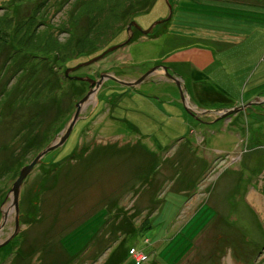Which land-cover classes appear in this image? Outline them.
I'll return each instance as SVG.
<instances>
[{"label": "rangeland", "instance_id": "obj_1", "mask_svg": "<svg viewBox=\"0 0 264 264\" xmlns=\"http://www.w3.org/2000/svg\"><path fill=\"white\" fill-rule=\"evenodd\" d=\"M179 3L0 0V223L22 169L102 81L66 143L26 177L20 231L0 248V264H264V26L249 24L242 37L257 30L258 38L221 41L212 78L207 71L188 77L181 61L175 73L158 61L171 38L186 40L167 34L183 32ZM101 8L118 22L86 50ZM133 23L153 31H135L129 41ZM158 65L176 84L161 81L152 71ZM213 81L228 90V104L205 108L204 101L192 113L180 85L197 94L201 83L215 90ZM214 110L232 113L206 115ZM12 211L0 243L15 232ZM183 233L194 235L187 248Z\"/></svg>", "mask_w": 264, "mask_h": 264}, {"label": "crops", "instance_id": "obj_2", "mask_svg": "<svg viewBox=\"0 0 264 264\" xmlns=\"http://www.w3.org/2000/svg\"><path fill=\"white\" fill-rule=\"evenodd\" d=\"M187 2L192 4L190 12L186 9L187 7H184V4ZM180 3H182L181 5L183 6H181ZM180 3L178 5L179 8L177 7V10L179 9L177 12V18L181 19L178 21L183 22V32H168L167 34L175 37H185L186 40H176L171 38L170 45L172 46V49H169L170 52L166 54V56L159 55L158 60H162V62L166 66H169V68L173 66L174 69H172V71L174 73L179 69L177 70L175 67L176 64L173 65V63L181 61L180 64H186V66H184V71L186 70V73L189 72V74H187L188 77H190V75L192 77L193 72L204 73V71H207L206 75L211 76L212 78V75L221 68V66H218V63H216V53H220L224 50L223 48L218 47L221 41L226 40V37H231L232 35L238 40V42H233V44L236 45L240 42H246L251 37H259L257 35V30H253L251 35L246 36L244 39L242 38L243 34H246L247 32L249 20L258 22L262 19L264 21V4L261 2L255 0H180ZM235 4H238L240 7H234L237 6ZM224 6L225 8H223ZM240 8L242 9V12ZM253 17L254 19H252ZM219 23L221 25L217 26ZM165 32L166 30H164L163 33ZM199 41L203 42V44H193L194 42ZM179 44H188V46L185 48H177ZM170 57L171 61L174 59L178 60L172 62L168 61L167 63L169 65H167L166 60ZM164 77L166 78V76ZM165 78L161 81L173 84L172 80L168 78L166 80ZM248 79L254 80V76H249ZM214 83L215 90L213 87L207 85L206 87H203L202 83L199 84L197 94H195L191 88L186 87L188 88L187 90L190 91L188 93L189 99L194 109L199 110L200 107H203L202 103L204 101L205 108L228 104L224 102L228 99V97H225V95L227 96L229 94L228 90L218 83ZM189 84L192 86V82H189ZM141 91V88L140 90H137L140 95H142ZM133 93H131L132 96H130V98L135 99L138 93ZM198 94L199 96H197ZM199 98H203V101ZM173 102V104H175L177 101L173 100Z\"/></svg>", "mask_w": 264, "mask_h": 264}, {"label": "water", "instance_id": "obj_3", "mask_svg": "<svg viewBox=\"0 0 264 264\" xmlns=\"http://www.w3.org/2000/svg\"><path fill=\"white\" fill-rule=\"evenodd\" d=\"M137 23H133L132 26L134 25L138 30H140L141 32H144L145 34H149L150 31H153V28H151V30H143L141 27H139L138 25H136ZM130 26V39H132L134 31H133V27ZM127 43V42H126ZM125 43V44H126ZM118 46L112 47L110 49H108L107 51H105L104 53H102L99 57L94 58L93 60H91L88 63H82L79 66L75 67L74 69H78L81 66H87L90 65L96 61H98L99 59L103 58L106 56V54L108 52L113 51L114 49H116ZM157 68V67H156ZM156 68H153L152 71L156 70ZM164 69H167L164 67ZM70 73V69H68L66 71V74ZM151 72L146 73L145 75H143L138 81H136V85L138 84H142L144 81V79L150 74ZM104 78V76H102ZM87 81L90 82V88H92V85L95 83V81L91 78H87ZM179 83V82H178ZM130 86L134 87V84H130L128 83ZM182 85V86H181ZM180 85V89L182 87V91H181V95H182V99H183V103L188 107V109L192 112L193 105L190 102L189 99V94H188V90L186 88L185 85L181 84ZM102 86V81L98 82V86L96 87V89H91L92 91L81 101L78 103L77 107L78 110L76 111V114H74V118L71 119V123L67 126V128L65 129V131H63V133H61V135L53 142L51 143L46 149H44L40 154H38V156L32 161V163L26 167H24L17 179V181L14 183L10 193L8 194V198L11 199V205L9 212H3V219L2 222L0 223V235L1 233L4 231L7 222H8V217L9 214H11V212H13L12 210L14 209V211L16 212V227H15V232L13 235H11L10 237H8L4 242L0 243V248L3 246H6L7 244H9L19 233L20 231V222H19V215H20V196H21V191H22V187L23 184L25 182L26 177L29 175V173L34 169V167L40 163V161L42 160V158L48 154L50 151L56 149L57 147L62 146L63 144L66 143V141L68 140V138L70 137L75 124L77 123V121L79 120V116H80V111L83 108V106L86 104V102L89 99H92V97H97V94L100 90V87ZM257 103L255 102L254 105H256ZM222 112V113H221ZM193 113V112H192ZM210 113H221V116H219L220 118H223L224 116H227L229 113H232V111H225V110H214V111H207V114ZM220 118H217V120H219Z\"/></svg>", "mask_w": 264, "mask_h": 264}, {"label": "trees", "instance_id": "obj_4", "mask_svg": "<svg viewBox=\"0 0 264 264\" xmlns=\"http://www.w3.org/2000/svg\"><path fill=\"white\" fill-rule=\"evenodd\" d=\"M191 5L192 4H190L189 3V9H188V11L190 12V9H191ZM111 8V7H110ZM100 15L99 16H96L95 18H96V22L93 24V26H92V30H91V35H89L88 36V38H89V40L88 41H86L85 43V49L87 50H92V48L94 47V44L93 43H95V42H99L100 40H102V39H104L103 38V36L104 35H101V34H103L104 32H106V31H108L111 27V24L112 23H114L115 24V22H116V16H115V12H113V13H111V12H108V15L110 16V18H105V17H102V16H104V14L105 13H103V10H102V8L100 9V13H99ZM255 17V16H254ZM254 17L252 18V19H254ZM248 19H251V18H248ZM261 20V22H255V21H252L251 20V22L250 21H248V24H252V25H254V26H257V27H263L264 26V22H263V20L262 19H260ZM118 22V21H117ZM116 22V23H117ZM114 31L115 30H113V32L111 33V35L114 33ZM98 34H100L101 35V38L100 37H98ZM109 34V33H108ZM107 34V35H108ZM98 39V40H97ZM108 40V38L105 40V41H107ZM83 42H84V40H82V44L81 43H79L78 45L81 47V45H84L83 44ZM104 45V44H103ZM60 48H61V46H60ZM150 222V224H149V227H150V229L153 227V228H155L154 226H153V224L151 223V221H149ZM148 230V229H147ZM145 231V230H144ZM150 231V230H149ZM133 232H135V230H133ZM147 232V231H146ZM195 233V232H194ZM192 234V232H190V235ZM188 236V233H183V234H181V237H180V239H181V241L179 242V243H185L186 244V246H184V247H186L187 248V246H189V244H190V242L192 241V239L194 238V235L192 236L193 238L192 239H190V240H188L186 237ZM136 248V247H135ZM134 247H133V251L135 252L136 251V249H135ZM165 248H167V247H165ZM189 249H187V251L189 252L190 250H191V247H188ZM138 250V249H137ZM171 250H172V248H171ZM173 250H177L176 249V247L175 248H173ZM182 251V250H181ZM152 252V251H151ZM144 254L146 253V252H143ZM145 256H147L146 254H145ZM146 259H147V257H146ZM145 259V260H146Z\"/></svg>", "mask_w": 264, "mask_h": 264}, {"label": "flooded vegetation", "instance_id": "obj_5", "mask_svg": "<svg viewBox=\"0 0 264 264\" xmlns=\"http://www.w3.org/2000/svg\"><path fill=\"white\" fill-rule=\"evenodd\" d=\"M133 31H134V35H135V31H139L138 29H134L133 28ZM141 31H139V33H140ZM129 35V34H128ZM133 38V37H132ZM130 41V40H129ZM131 41H132V39H131ZM161 65H163V62H161ZM160 65H158V67L156 68V67H154V68H156V71H158V72H161L164 76H165V74H164V72L162 71L163 70V68L162 67H159ZM161 75V74H160ZM160 78V76L158 77V79ZM166 80H167V78H165ZM144 82L143 83H145L146 81H147V79L145 78L144 80H143ZM173 82V84H176L175 83V81H172ZM142 83V84H143Z\"/></svg>", "mask_w": 264, "mask_h": 264}, {"label": "bare ground", "instance_id": "obj_6", "mask_svg": "<svg viewBox=\"0 0 264 264\" xmlns=\"http://www.w3.org/2000/svg\"><path fill=\"white\" fill-rule=\"evenodd\" d=\"M253 197H256L255 195H252ZM257 198V197H256ZM176 253H178V254H181V250L180 251H177L176 250Z\"/></svg>", "mask_w": 264, "mask_h": 264}]
</instances>
